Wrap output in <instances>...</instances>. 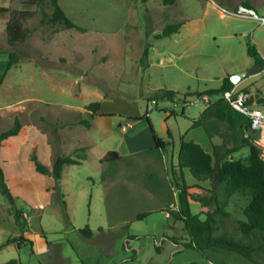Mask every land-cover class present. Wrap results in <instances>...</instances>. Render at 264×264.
I'll use <instances>...</instances> for the list:
<instances>
[{
    "label": "rangeland",
    "instance_id": "1",
    "mask_svg": "<svg viewBox=\"0 0 264 264\" xmlns=\"http://www.w3.org/2000/svg\"><path fill=\"white\" fill-rule=\"evenodd\" d=\"M29 2L0 0V8L8 9L0 13V130L18 118L26 138L20 144L21 157L36 155L51 169L58 155L82 154L83 147L75 146V141L84 125L69 124L77 118L91 119L86 105L100 102L101 115L88 131L94 143L90 159L75 167L67 215L61 214V199L51 189L55 181L50 175L36 177L33 167L24 162L15 175L6 163L13 205L19 212L15 224H5L7 230H43L53 248L48 254L35 255L30 243L23 244L25 237L13 233L8 241L22 244L14 260L21 264H209L201 259V250L163 237L169 226L166 211L156 210L177 200L180 177L185 182L180 173L178 177L171 173V163L177 159L178 131L183 133L188 125L182 112L198 117L206 104L195 95L185 98L186 105L182 99L154 102L146 96L160 88L182 94L204 92L220 87L225 77L246 72L239 87L246 85L243 89L253 93L251 102L264 107L259 97V91L264 95V66L256 72L259 67L247 53V44L253 45L264 62V0H177L172 5L162 0H58L66 16L83 30L42 23L40 8ZM245 3L256 18L234 14ZM14 12L30 13L23 20L29 34L24 42L10 45L6 23ZM177 22L182 23L178 32L155 37L167 24ZM147 43L148 66L147 59L141 61ZM11 52L17 61L5 68ZM217 97L211 95L209 100ZM165 107L175 110V116L168 118L167 135L162 132ZM126 115L147 128L149 120L169 143L162 153L168 171L158 179L160 187L155 185L157 177L148 173L144 150L126 156L128 142L121 143L117 125L128 119ZM110 129L118 133L103 141L101 136ZM117 145L122 159L98 170L93 151ZM9 148L6 144L2 149L5 160ZM245 154L243 150L236 156ZM111 171L116 176L112 181L108 179ZM137 186L146 192H135ZM233 200L246 203L238 195ZM0 201L10 203L1 193ZM23 210L29 214V225L21 221ZM140 213L147 215L138 219ZM85 227L91 230L90 237L78 231ZM241 250L248 258V251ZM9 252L6 249L2 255ZM219 252L216 257L203 255L212 264H236L224 257L225 251Z\"/></svg>",
    "mask_w": 264,
    "mask_h": 264
},
{
    "label": "trees",
    "instance_id": "2",
    "mask_svg": "<svg viewBox=\"0 0 264 264\" xmlns=\"http://www.w3.org/2000/svg\"><path fill=\"white\" fill-rule=\"evenodd\" d=\"M177 0H162L164 5H172ZM31 4H35L40 8L42 23L53 24L62 26L65 29L83 30V28L73 23L62 10L58 0H30ZM245 7L250 8L248 3L244 4ZM8 11L7 8H0V13ZM11 14L6 23V36L7 42L10 45H15L24 42L29 34V30L23 26L29 12L21 14ZM182 23L167 24L157 34L156 38L167 37L179 31ZM148 35V32H146ZM147 43L141 55V61H145L148 57L149 51ZM247 53L255 64L259 67L256 71H260L264 62L260 54L253 45L247 44ZM17 61V55L13 52L9 54V61L6 63L5 68H9ZM234 87L229 77H225L219 88L209 89L204 92L196 93H179L174 90L160 88L156 89L146 96L149 101L158 102L160 100H171L180 98L185 102L187 96L195 95L198 98L211 95L218 96L214 101H204L205 108L200 115L191 120V127H201L205 132L207 138L212 140L213 137H219L220 143H212L213 153L205 151L198 143L189 140L185 141L182 137L179 141V149L177 156V167L180 169H187L191 176L198 182L209 181L213 187V191L217 188L222 192L225 200L230 199L232 196L238 195L246 199V204L242 208V214L245 221L240 222V231L246 237L256 240V233L260 234V240L264 238V158L261 157L262 140L260 134L250 128V119L248 116L237 111L232 105L224 98V92L229 91ZM244 92H247L245 89ZM251 98L249 99V103ZM264 102V99L260 100ZM100 107V102L95 101L86 105L85 109L89 113L88 117L93 118ZM148 124L152 132L154 147L146 152H155L158 156L166 149L168 142L164 141L152 129L149 120ZM82 124L85 127H90L89 120L77 118L69 125ZM23 125L18 118H15L13 125L6 130L0 132V149L3 142L9 137L19 134ZM246 150L243 156H236ZM82 154L79 155H58L55 157L51 169L48 166L39 162L37 157H31L35 171L50 175L54 181V186L51 187L56 191L58 199H61V209L63 215H67L66 204L63 200V194L60 190V179L63 167L65 165L80 164L85 159V149L81 148ZM118 159L116 152L109 151L103 157V160L114 162ZM182 183L178 185V210L176 212L168 211L170 215L181 220L185 229L190 237L187 244H182L186 248L194 247L201 250L205 247H221L229 250L237 251L243 254L241 246L228 237L214 238L212 233L214 231L215 221L206 219L201 221L197 215H192L189 208L190 201L194 200L202 205H206L216 197H198L188 192L190 188L180 177ZM0 193L5 196L10 203H13L9 186L6 181L4 169L0 163ZM147 213H140L137 218H143ZM19 212L16 210L14 218L18 221ZM78 231L86 237H90L92 232L88 227L78 229ZM40 234L45 237V233L40 231ZM11 242V241H7ZM261 242V241H260ZM157 251L158 248H156ZM246 256V255H245ZM4 264H19L16 260L11 259Z\"/></svg>",
    "mask_w": 264,
    "mask_h": 264
},
{
    "label": "crops",
    "instance_id": "3",
    "mask_svg": "<svg viewBox=\"0 0 264 264\" xmlns=\"http://www.w3.org/2000/svg\"><path fill=\"white\" fill-rule=\"evenodd\" d=\"M251 9V7H250ZM150 64V59L147 58V66ZM182 70V68H179ZM224 79V78H223ZM222 79V81H223ZM243 81V80H242ZM241 81V82H242ZM240 82V83H241ZM239 83V84H240ZM222 84V83H221ZM236 85L237 90H244L243 87L240 85ZM221 86V85H220ZM219 88V87H218ZM247 93H249L250 97L253 95L251 91L246 90ZM259 97L264 99V95L261 91H259ZM180 98L174 99L173 102H179ZM209 100V97L207 98ZM253 103L256 101L253 100ZM257 104V103H256ZM261 104V103H260ZM101 106V104H100ZM205 108V107H204ZM203 108V109H204ZM100 109V107H99ZM99 109L96 112V115L89 120L90 127H85L83 130H81V135L78 140L75 141V146L83 147L85 149L86 157L80 164H73V165H65L62 170L61 179H60V190H62L64 193L63 200L65 201V204L69 205V194L73 193V180L75 178L76 174V166L83 165L84 163H88L90 159V150L92 146H94V143L91 141V134L88 132L90 129H93L96 124V117H100ZM201 109L199 112L201 113L203 111ZM91 113L90 111H88ZM164 112L166 115V119L164 120V124L162 127V132L164 134H168V118L175 116V110L174 109H168V107L164 108ZM127 114V113H126ZM200 115V114H199ZM128 119L126 121H121L120 123H117L118 129L121 135V143L123 144L125 141L128 142V148L130 151L126 153V156L136 155L140 151L144 150L145 152V160L147 165L148 173L151 176L157 177V183L155 182L156 187L160 185L159 178L161 176H167L168 167L163 162L162 156H158L155 152H146L147 150L154 147V141L152 137V132L148 124L147 126H140V121H135V119L131 120L129 115H126ZM140 116V115H138ZM182 117L185 118L188 121V125L186 126V129L183 133L178 131V147H177V156H178V149H179V141L182 137L185 141L192 140L196 143H198L205 151L209 152L210 154L213 153L212 150V143L218 144L220 143L219 137H213L212 140H209L203 131L201 127H191V120L195 119L197 117H188L185 113L182 112ZM127 122L131 123V127L123 132L120 129V125H123ZM23 125V124H22ZM151 125V124H150ZM152 127V126H151ZM9 128V127H8ZM23 129V127H22ZM22 129L20 130L19 134L16 136L9 137L3 142V145L0 149V163L4 169L5 177H6V170L5 166L7 163V166L9 170H12L15 172V175L20 174V170L22 167V162L26 163L27 165H30L33 167L31 158L27 157V155L24 153L23 157H21L20 154V144L26 143V138L24 135H22ZM153 129V128H152ZM6 130V129H5ZM154 132L157 134L155 129H153ZM3 130H0L2 132ZM114 129H110L109 132L106 135L101 136L104 140H107L111 138L113 135H116L118 133ZM140 136V138L138 137ZM158 137L163 139L161 136L157 134ZM140 140L143 142L141 143ZM164 140V139H163ZM168 142L167 140H164ZM9 144V152L7 159L5 160L3 158L2 149L4 145ZM169 144V143H168ZM169 146V145H168ZM120 145H117L115 149H101L98 148L96 151H93L94 161L93 163L97 162L98 170L103 171L104 169H108L110 165H113V162H108L103 160V157L106 155L109 151L116 152L118 159L114 162H118L122 159L123 154L121 150H119ZM143 148V149H142ZM167 148V147H166ZM36 156V155H35ZM172 155V160H173ZM37 157V156H36ZM38 160L40 158L37 157ZM40 162V161H39ZM48 166V165H46ZM34 169V167H33ZM35 171V169H34ZM36 177H43L45 174H41L37 171L34 172ZM115 172L111 171L109 174V180L112 181V179L115 176ZM171 173L174 177H178L179 173L184 177L185 183L190 187L188 189V192L194 194L198 197H208L213 196L216 197L217 200H213L210 203H207L206 205H202L201 203L197 201H190L189 208L192 215H197L201 221H205L206 219H210L215 221L214 224V231L212 233L214 238L219 237H228L232 239L234 242L238 243L241 248L246 249L249 253V257L247 258L245 255L234 251L229 250L221 247H205L201 249V259L205 263H211V260L206 256H204V253H208L211 256H220L219 251H225V256L230 261H234L236 264H264V238L260 240V234L256 233V240H252L248 237H246L244 234L240 231V222L245 221V217L242 214V208L246 203H239L233 200L232 196L230 199L225 200L223 198L222 192L218 190L217 188L213 191V187L211 186L209 181H196L190 174V172L187 169H180L177 167V159L176 163H171ZM163 174V175H161ZM108 179L104 180V186L105 189L108 186ZM7 181V178H6ZM159 183V185H158ZM8 186L10 187L9 181H7ZM160 187V186H159ZM47 188V186H46ZM45 188V189H46ZM10 189V188H9ZM47 192H49L46 189ZM135 192L138 193H145L146 190L143 187H136L134 188ZM11 192V190H10ZM148 192V191H147ZM174 192V191H173ZM179 192V189H178ZM51 194V192H49ZM174 197L176 196L174 192ZM107 197V194H106ZM162 197V196H161ZM172 198V197H171ZM55 201V200H54ZM57 202V201H56ZM12 208H15L13 203H5L0 201V264H4L5 262L14 259L15 256H18V251L20 250V247L22 244H17V242H7L9 239V236L13 233L16 234H22L26 241L23 244L30 243L32 246V253L35 255H44L50 253V251L53 249L50 241L47 239L46 235L43 237L40 232H28L26 229L23 230H15L13 229L11 232H9L5 226L8 221H13V223H16V220L14 218L15 211L12 212ZM61 208V206H60ZM159 209L156 210H165V218L166 221L169 223V226L163 233V237L167 240H173L176 241L178 245H180L181 242H185L184 244L189 243L190 237L187 233V230L184 227V224L181 220L177 219L176 217L169 214V210L172 212H176L178 210V199L175 201L165 203L162 207H158ZM16 209V208H15ZM57 213H59L58 208ZM17 210V209H16ZM22 210V209H19ZM18 211V210H17ZM151 212V211H147ZM23 217L21 218V221H27L29 225V214L23 210ZM61 214L63 215L62 209ZM12 224V223H11ZM26 225V227H27ZM43 231V230H41ZM44 232V231H43ZM45 233V232H44ZM46 234V233H45ZM261 241V242H260ZM181 249L184 247L180 246ZM9 249L11 252H9L7 255L3 256L2 253L4 250ZM222 257V255H221ZM220 257V258H221ZM202 261V262H203ZM21 264L20 262H18Z\"/></svg>",
    "mask_w": 264,
    "mask_h": 264
},
{
    "label": "built area",
    "instance_id": "4",
    "mask_svg": "<svg viewBox=\"0 0 264 264\" xmlns=\"http://www.w3.org/2000/svg\"><path fill=\"white\" fill-rule=\"evenodd\" d=\"M234 14L239 16L257 17L252 9L247 8L242 4L237 6ZM224 98L229 101L233 108L249 117L250 128L260 134L263 144L261 148V157L264 158V107L261 105L257 106V104L253 102L249 103V99L251 98L249 93L244 92L243 90H237L236 86L229 91H225ZM203 100L207 101V97L204 96ZM183 104L186 105L188 102L185 101ZM130 127V122L120 125V129L123 132L127 131Z\"/></svg>",
    "mask_w": 264,
    "mask_h": 264
},
{
    "label": "water",
    "instance_id": "5",
    "mask_svg": "<svg viewBox=\"0 0 264 264\" xmlns=\"http://www.w3.org/2000/svg\"><path fill=\"white\" fill-rule=\"evenodd\" d=\"M246 74H247L246 72H240V73L231 75L229 78L232 84L236 86L243 80V78H245Z\"/></svg>",
    "mask_w": 264,
    "mask_h": 264
}]
</instances>
